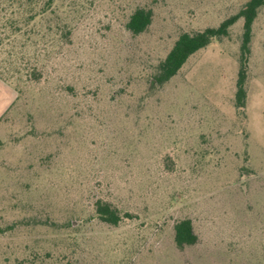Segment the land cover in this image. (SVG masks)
<instances>
[{"label": "rangeland", "instance_id": "374dc122", "mask_svg": "<svg viewBox=\"0 0 264 264\" xmlns=\"http://www.w3.org/2000/svg\"><path fill=\"white\" fill-rule=\"evenodd\" d=\"M248 1L55 0L19 31L29 12L0 0V80L13 95L0 118V264H264V6L244 108L243 19L151 84L182 33ZM140 8L153 19L134 35ZM185 219L198 242L180 250Z\"/></svg>", "mask_w": 264, "mask_h": 264}, {"label": "trees", "instance_id": "16d2710c", "mask_svg": "<svg viewBox=\"0 0 264 264\" xmlns=\"http://www.w3.org/2000/svg\"><path fill=\"white\" fill-rule=\"evenodd\" d=\"M55 0H21L20 9L23 13L29 12V15L22 20L19 31H23L38 18L44 19L54 12ZM264 6V0H249L245 6L236 14L223 21L217 28H207L197 33H182L174 46L160 62L158 71L154 76L152 86H163L175 77L183 68L189 58L199 50L209 46L213 40L227 37L230 28L240 19L244 20L243 37L240 54V68L237 80L236 106L244 108L246 105L247 91L246 82L248 77V63L251 54V41L253 34V24L258 16L259 9ZM153 19L152 11L137 9L127 24V28L134 35L145 32L151 25ZM96 213L101 221L118 225L121 217L116 209L108 203L98 201ZM175 244L178 249L183 250L187 246L195 245L198 237L194 232L193 223L190 219L178 222L175 227ZM5 230L0 227V234Z\"/></svg>", "mask_w": 264, "mask_h": 264}, {"label": "crops", "instance_id": "0c3cea01", "mask_svg": "<svg viewBox=\"0 0 264 264\" xmlns=\"http://www.w3.org/2000/svg\"><path fill=\"white\" fill-rule=\"evenodd\" d=\"M12 98L13 95L7 90L5 83L0 80V118L6 112Z\"/></svg>", "mask_w": 264, "mask_h": 264}]
</instances>
